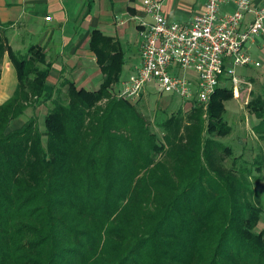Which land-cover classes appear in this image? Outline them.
<instances>
[{
	"label": "trees",
	"instance_id": "obj_1",
	"mask_svg": "<svg viewBox=\"0 0 264 264\" xmlns=\"http://www.w3.org/2000/svg\"><path fill=\"white\" fill-rule=\"evenodd\" d=\"M4 51L17 85L0 105V264H264V200L247 180L264 178V157L240 167L243 148L233 169L223 163L228 79L205 109L156 123L159 142L136 103L114 96L118 56L97 90L69 80L47 90L40 48L23 55L0 42ZM41 105L43 130L32 116L8 131ZM247 106L264 141V84Z\"/></svg>",
	"mask_w": 264,
	"mask_h": 264
},
{
	"label": "crops",
	"instance_id": "obj_2",
	"mask_svg": "<svg viewBox=\"0 0 264 264\" xmlns=\"http://www.w3.org/2000/svg\"><path fill=\"white\" fill-rule=\"evenodd\" d=\"M252 1L259 6L261 0ZM204 2L163 0L162 11L168 21L185 25L203 12ZM235 9L233 0H224L220 13H232ZM252 19L253 14L247 13L244 23ZM151 21L144 12L143 0H0V42L23 55L31 46L42 50L50 65L47 90L57 88L64 80L72 81L77 89L97 90L105 76L103 66L108 58L118 56L121 70L119 81L112 85L115 93L120 83L128 80L140 65V34ZM93 34L98 38H93ZM107 40L114 49L109 48ZM253 57L260 68L261 62L256 55ZM249 78H246L249 83L258 81ZM16 85L15 68L8 51H4L0 59V105L9 99ZM151 91L156 94L147 86L140 102L148 105L146 94ZM156 95L161 98L160 103L164 102V95ZM44 114V105L28 109L24 116L9 123L8 131L21 128L32 116L38 121Z\"/></svg>",
	"mask_w": 264,
	"mask_h": 264
},
{
	"label": "built area",
	"instance_id": "obj_3",
	"mask_svg": "<svg viewBox=\"0 0 264 264\" xmlns=\"http://www.w3.org/2000/svg\"><path fill=\"white\" fill-rule=\"evenodd\" d=\"M143 1L152 21L140 34V65L120 83L117 99L137 103L150 86L158 95L176 94L186 109L194 104L206 108L225 78L237 90L250 86L234 68L260 66L249 50L256 44L264 51V0L259 6L252 0H233L236 9L228 14L220 13L224 0H205L203 12L185 25L167 20L163 0ZM247 13L253 19L245 24Z\"/></svg>",
	"mask_w": 264,
	"mask_h": 264
},
{
	"label": "rangeland",
	"instance_id": "obj_4",
	"mask_svg": "<svg viewBox=\"0 0 264 264\" xmlns=\"http://www.w3.org/2000/svg\"><path fill=\"white\" fill-rule=\"evenodd\" d=\"M258 44L261 42L260 39H256ZM259 47L253 45L249 50L250 54L256 55L258 60L261 62V67L254 69L253 67H236L235 75L241 78H257L254 83H250L248 85H241L238 87V90L231 85L229 80L227 81V87L232 88V99L226 101L225 103V112L223 113L224 120L227 122V125L230 126L231 131L229 134L220 138L221 145L225 148L231 150V154L224 152L223 154V163L227 169H233L232 161L236 158L239 154H241V150L244 148V161L237 160L238 166L241 167L242 164L245 165L247 162H253L255 158L258 156L264 157V141L260 140L259 137L256 138L254 133L252 132L251 126L256 124V120L252 118L250 111L248 110V102L250 101L252 94H258L260 91V87L264 84V51H258ZM254 58V57H253ZM125 76V75H124ZM228 79V78H227ZM247 81V80H246ZM249 82V81H247ZM162 100L164 102L160 103V99L155 93L148 92L146 97L148 98V105L144 102L139 100L134 107L135 109L141 114L144 120L147 123L153 124L155 128V132L157 134L156 138L157 141L162 142V133L160 132L159 128L156 126V123H160L165 118H167L171 113L176 111L179 108L183 107V110L186 111L187 109L184 108L185 104L183 101L176 95V94H166L164 95ZM170 97L171 104H167V98ZM104 101L101 102V104ZM158 103V105L156 104ZM205 109V108H204ZM205 112V110H204ZM43 117L40 116L38 119V125L41 130H43ZM243 144H245L243 146ZM234 162V161H233ZM242 163V164H241ZM250 164V163H248ZM256 170L252 171V174L248 176L247 180L251 184L252 191L260 190L261 191V201L264 200V178L261 181L256 182L254 179V175H257ZM262 177H264V169H262ZM264 204V201H262ZM264 208V206H262ZM264 228V209H262V214L259 220V224L257 229L260 230Z\"/></svg>",
	"mask_w": 264,
	"mask_h": 264
}]
</instances>
